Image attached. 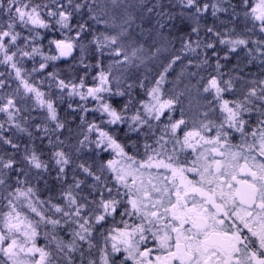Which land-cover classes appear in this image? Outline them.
Listing matches in <instances>:
<instances>
[{
	"label": "snow or ice",
	"instance_id": "obj_1",
	"mask_svg": "<svg viewBox=\"0 0 264 264\" xmlns=\"http://www.w3.org/2000/svg\"><path fill=\"white\" fill-rule=\"evenodd\" d=\"M109 2L111 8L96 0H0V65L6 69L0 72V113L6 117L0 122V264H264V0H180L193 24L176 17L180 23L172 27L185 38L164 56L151 87L139 77L137 84L122 83L123 74L168 49L134 39L135 21L142 19L137 5ZM82 10L95 26L81 22ZM209 12L227 18L205 25L204 37L193 41ZM172 19L168 14L166 22ZM57 32L61 39L48 40L56 54L46 55L42 41ZM82 40L100 68L91 86L84 77L66 81L48 71L51 61L77 48L83 54ZM201 48L204 59L196 66L211 71L188 73L198 79L183 92L166 90L173 66L184 60L185 67L192 65L185 53ZM241 51L245 66L259 60L261 78L244 80L239 65L222 70L221 52L230 62ZM104 59L110 62L104 65ZM37 72L52 81L49 89L94 106L62 110L64 96L43 91L45 79L36 80ZM133 87L143 88L146 98L133 96ZM186 93L187 112L181 101ZM29 98L43 109L39 123L26 106ZM212 112L220 114L219 122L209 119ZM88 113L95 118L85 119ZM253 113L255 125L246 119ZM70 117L80 121L76 129ZM5 124L13 135H4ZM15 133L29 142H14L20 138ZM141 139L143 153L136 148L130 154L129 144ZM53 171L59 187L42 199L38 185Z\"/></svg>",
	"mask_w": 264,
	"mask_h": 264
},
{
	"label": "rangeland",
	"instance_id": "obj_2",
	"mask_svg": "<svg viewBox=\"0 0 264 264\" xmlns=\"http://www.w3.org/2000/svg\"><path fill=\"white\" fill-rule=\"evenodd\" d=\"M211 2H215V0H211ZM228 2L231 4H238L239 0H228ZM96 3L99 5H107L108 8L112 7L110 5L109 0H96ZM125 3L137 5L135 12H139L142 16V19H138L135 21L134 27H136V25H140V27H136V36L134 37V39L137 40L139 43L144 44L145 47L155 43L157 45H163L165 48L168 49V51L164 52L158 59H154L152 62H149L146 65H141L139 68L130 69L124 72L123 74L122 83L123 81L126 80L127 83L137 84L138 82L136 81L135 78L139 77V81L143 82L145 87H151L154 78H158V72L162 71L161 65L165 63L164 56H170L173 52L178 51L181 48V39L185 38L184 32L177 33V31L172 27V25H178L180 23V21L176 19V17H180L181 19H183V21L186 24L189 25L193 24V20L189 18L186 14H183V7L180 3V0H170L169 2L170 4L165 3L163 0H143V3H141V0H125ZM221 6H226V5L222 4ZM146 7H152L154 8V11L149 13L145 11ZM237 10L241 11V9H237ZM85 11L86 10H82V12L78 13L77 16L80 17L82 23L86 21L88 24L94 25V22L90 20V18L87 15H84ZM161 12H163V16L158 15ZM168 14H171L174 17V19H172L170 22H166V18ZM226 18L227 15L221 13H218L217 16L215 17H213L210 12L208 14H205V16L199 21L201 28L199 36H197V34H192L191 38L193 39V41L197 40L198 38H203L205 25L211 26L214 23L219 24L221 21L225 20ZM160 24H164L165 26L160 27ZM96 27H99L101 30H103V25H99ZM185 31H190V29H185ZM24 34L27 35L26 32ZM61 38L62 36L58 32L51 35H45V38L42 41V45L46 55L56 54L54 46L52 47V50L49 51L48 40L61 39ZM80 43L85 45L83 54H81L79 48H77V54L74 60H72L69 63H63L60 61V59L56 61H51L48 71L56 70L58 72L59 78L65 79L66 81L74 80L78 82L80 77H84L85 83L91 86L92 77L95 76L100 71V68L95 66L97 61L92 59V52H91L92 46L88 44V41L82 40L80 41ZM193 46L195 47V45ZM223 47L224 46L219 45L218 50ZM201 50L203 53L204 50L202 48ZM208 54L211 55L210 50ZM185 56L189 57V59H192L193 61L192 65H188L187 67H185V65H187V60H184L183 65H181L179 62L177 65H174L173 69L170 70L167 76V82L164 85L166 90L172 89L177 93L183 92L185 85L195 84L197 82L198 77L191 78L189 77L188 73L190 72L194 73L191 71V69L193 70V66H196L200 62V58L196 57L197 59L196 60L193 53H185ZM36 59L39 60L40 58L37 57ZM109 62H110L109 59H104L102 61L104 65H107ZM213 62L214 59L213 61H209L210 64ZM221 64L223 63L221 62ZM32 66H33V62H26L25 64V67L29 69ZM52 66H54V68ZM105 70L107 69L105 68ZM222 70H224V68ZM5 71H6L5 67L0 65V72H5ZM182 71H183V75H181ZM208 71L209 70L207 69V65H201V67L199 68L197 67V71L195 73H199V75H206ZM113 74L118 77L121 76V73L117 69H113ZM45 76L46 73L44 74V76H42L39 72L33 74V77L36 80L45 79ZM128 77H132V79H128ZM10 83L12 85L11 88L16 87L15 81H10ZM51 83H52L51 80L45 79V83L44 86L42 87V90L46 92L51 91L54 95H63L64 99L60 105L62 110L70 112L71 109H68L67 105L72 104V107L75 108L78 103L84 104L86 107L89 108L93 107L92 105L93 102L90 99L89 101L85 102V101H81L79 97L69 98L65 93H61L58 89H55L54 87L49 89L48 85H50ZM121 90H124V88L122 87ZM132 93L133 95L139 94L140 96H142L145 94V91L143 88L133 87ZM194 95L195 93L193 92V96ZM181 98L190 99L187 93L185 94V96ZM26 106L30 110H32L35 116L34 122L39 123L43 119V109L38 108L34 103V101H32L30 98L28 99ZM90 117H94L92 113H88L85 116V119L90 120ZM37 118H39V120H37ZM69 119L70 121H72L70 126L72 128H75L74 121L72 120L71 117ZM76 122L79 123V120L77 119ZM42 184H45L43 185V187L46 186L45 189H48L47 181H42L38 185V187L40 188V193L43 192L41 189ZM0 210H5V209L0 208Z\"/></svg>",
	"mask_w": 264,
	"mask_h": 264
},
{
	"label": "flooded vegetation",
	"instance_id": "obj_3",
	"mask_svg": "<svg viewBox=\"0 0 264 264\" xmlns=\"http://www.w3.org/2000/svg\"><path fill=\"white\" fill-rule=\"evenodd\" d=\"M17 30H19V29H17ZM222 57H223V53L221 54V62H222L223 64H226V67L224 68L223 71L227 72V71H229V70L232 68L233 65H239V68H240L239 75H240L241 77H243L244 80H246V81H251V80H254V79H259V78H261V71H262V69H261V65H260L259 60L255 61V62H253V63H251V64H247V66H245V65H246V60H245V53H244V52H239V54H233V55L230 57V62H225V61L222 59ZM190 69H191V68H190ZM207 69H208V68H207ZM208 70H209V69H208ZM191 71L195 73V72L197 71V66H193V70L191 69ZM206 71H207V70H206ZM10 84H11V83H10ZM11 87H12V85H11ZM237 87H238V88L240 87V84H239V83L237 84ZM10 90H11V89H5V91H10ZM144 95H145V94H144ZM144 95L140 96V95L138 94V95H133V96H135V97H137V98H146V96H144ZM225 98H232V97H227V96H226ZM125 99H126V98H118V97H116V100H119V101H121V102H124ZM182 99H184V98H181V100H182ZM209 99H210V97H209ZM188 102H189V99H187V98L184 99V100H182V105H183V107H184V109H185L186 112L188 111ZM201 103H204V101H201ZM92 105L94 106V103H93ZM201 110H202V111H207L206 108H202ZM30 115H31V117H33V118L35 117L34 114H33V112H32V110H30ZM178 116H179V113H177V114L175 115L174 118H178ZM94 118H95V117H90V120H92V119H94ZM220 118H221V117H220V114H219L218 112H212V113L209 114V119L216 120L217 122H219V119H220ZM5 119H6L5 114L0 113V122L4 121ZM246 119H249V122H250L251 124L255 125V123H256V114L253 113L251 118L246 117ZM37 120H39V118H37ZM97 122H98V121H97ZM30 123H31V121H30ZM79 124H80V121H79V123H77L76 120H74L75 128H73V129H76V126L79 125ZM122 127H123V126H122ZM30 130H31V129H30ZM246 130H247V129H246ZM4 135H5V136H11V135H13V133L10 132V131L8 130V125H7V124H5ZM15 135H16L17 137H20V138H19V139H15L14 142H16V143H20V144H22V145H23V144H26V143L29 142V141H28V137L26 136V134L15 133ZM130 135H132V137H133V141H135V139H136V138H135V134H130ZM209 135H211V133H210ZM62 138H63V137H62ZM238 141H239V134L237 133V134H235V136L233 137V143H236V142H238ZM146 142H147L148 144H152V141H151V140H147ZM144 143H145V141H144L143 139H141V140L139 141V143H138L135 147H133V144L130 143V144H129V148H128L129 153H130V154H133V153L136 151V148H138L139 151H140L141 153H143V151H144V147H143ZM153 146H154V145H153ZM6 151H7V152H11L12 150H11L10 147H8V148H6ZM44 151H47V148H45ZM0 154H4V153H3V150H0ZM140 158H142V157H140ZM181 158L184 159V156H181ZM17 159H19V156H17ZM187 159H188V160H191V159H192V156H191V155L187 156ZM32 175H35V173H32ZM190 178H194V177H190ZM23 179H24V177L21 176V180H23ZM43 181H47L48 189H52L53 191H51V192L48 191V189H45L46 186L43 187V185H45V184H42L41 189H42L43 192L40 193L41 198L44 199V198H46L47 196L55 195V194H56L55 190L58 189V187H59V181H57V180L55 179V172L53 171V172H51L50 174L45 175L44 178H43ZM49 185H50V186H49ZM54 202H55V201H54ZM125 219H127V218H125ZM119 220H120V217L117 216V217H116V221H117V223L115 224L116 227H120V226H121V225L119 224ZM108 226H112V225H108ZM61 235L63 236V233H61ZM65 239H67V237H65ZM38 243L41 244V245L44 243V240H43L42 237L38 240ZM92 251H93V258H95V257H96V250L93 249Z\"/></svg>",
	"mask_w": 264,
	"mask_h": 264
},
{
	"label": "trees",
	"instance_id": "obj_4",
	"mask_svg": "<svg viewBox=\"0 0 264 264\" xmlns=\"http://www.w3.org/2000/svg\"><path fill=\"white\" fill-rule=\"evenodd\" d=\"M165 3H167V4H170L169 2H170V0H163ZM192 37V36H191ZM90 39V38H89ZM192 39V38H191ZM193 40V39H192ZM88 41V40H87ZM223 52H221V54H222ZM198 54H199V58H200V61L201 60H203L204 59V56H203V53H202V50L201 49H198L197 50V52L196 53H193V55H194V57H195V59H196V57H198ZM189 58V57H188ZM197 60V59H196ZM207 68L209 69V71H211V68L210 67H208V65H207Z\"/></svg>",
	"mask_w": 264,
	"mask_h": 264
},
{
	"label": "water",
	"instance_id": "obj_5",
	"mask_svg": "<svg viewBox=\"0 0 264 264\" xmlns=\"http://www.w3.org/2000/svg\"><path fill=\"white\" fill-rule=\"evenodd\" d=\"M76 54V50L72 53L71 56H68V57H62L60 60L63 61V62H69L72 60V58L74 57V55Z\"/></svg>",
	"mask_w": 264,
	"mask_h": 264
}]
</instances>
